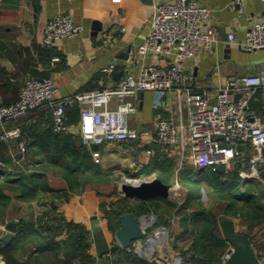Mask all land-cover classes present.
Returning a JSON list of instances; mask_svg holds the SVG:
<instances>
[{
  "label": "crops",
  "instance_id": "obj_1",
  "mask_svg": "<svg viewBox=\"0 0 264 264\" xmlns=\"http://www.w3.org/2000/svg\"><path fill=\"white\" fill-rule=\"evenodd\" d=\"M165 1L173 0H121V2L113 0H0V105H9L15 102L29 77L51 78L59 88L56 97L64 98L73 96L80 91L114 85L128 73L137 74L142 60L162 63L163 60L152 53L140 55L137 48L144 42L149 32L148 20L153 13L155 4ZM198 1L211 10L210 17L203 28L214 27L218 32L219 40L212 49L203 50L194 59L187 62L186 67L191 75V83L195 86L212 84L222 86L232 75L264 73V50L249 52L244 50L241 44L251 25L256 21L264 20V2L243 0L238 4L236 0ZM60 14L71 17L75 23L83 26V30L73 38H61L55 41L52 47H46L42 44L46 24L50 19ZM231 32L235 34L234 41L228 39ZM54 58H58V60ZM105 68L111 69V71H104ZM156 98V94L152 92H144L142 96L138 95L139 110L130 115L131 126L148 134L142 136L139 141L112 142L100 146L103 152L102 162L106 161L110 164L111 161L108 167L117 168L122 164L125 174L129 172L134 174L131 178L125 177V180L117 181V192H119V184L125 181L136 182L158 178L172 185L169 183L170 181H167L169 178L172 179L176 175L175 181H177L179 173L185 167L195 168L191 163L189 151L183 155L179 145H162L154 137L158 118L171 120L180 129L186 128L190 121L191 106L189 102L185 95L178 96L174 91L161 97L160 102H157ZM250 103L264 122V91L262 88L255 91ZM71 105L74 108L70 112V131L68 135L62 136L65 140L63 142L64 144L72 143L76 148L84 149L90 155L92 168L83 171L88 173L100 168L102 162L96 163L91 148L82 143L80 134L81 107L76 100H73ZM71 115L75 116L71 117ZM38 116L44 120L48 118L45 111H38L31 115L28 114L24 119L8 124L7 127L19 125L21 122L26 124L37 122ZM31 117H33V121H31ZM75 117L76 120H73ZM19 142L17 139L5 142L9 145L8 154L12 164L2 163V168L6 173L1 174V180L13 181L18 177V173L31 172L30 168H34L35 160H38L37 168L42 170L46 185L53 188V191L68 192L69 177L63 176L61 173L63 167L51 164L50 158L53 153L49 147L46 146L45 152L34 154L40 147L33 146L28 150L26 160H19L15 156ZM93 148L97 149L98 147L93 146ZM247 148L243 155H247ZM148 149L152 150V154H147ZM243 149L240 150L243 151ZM170 160L174 162L173 165L169 163ZM188 162L189 165H187ZM237 163L235 162L233 167ZM241 164L244 167L246 162H241ZM83 172L70 175L71 181L76 179L75 187L80 186L81 189H84L83 197L73 200L75 207H70L59 201L57 209L52 208L49 194H52L53 191L48 189L36 192L35 195L26 198L20 197V189L6 191L10 199L5 207V215L0 222V264H7L5 253L1 247L12 240L16 232L8 241L2 240V237L9 232L8 225L10 223H16L18 228V223L22 219L33 220L34 228L38 233L15 244L12 252L17 264H24L28 260L30 264H66L68 262L62 252L58 255L60 261L57 262L54 253L49 252L48 249L45 250L44 257L38 252L32 254L31 251L36 244L41 243L47 248L52 240L63 241L67 236L63 232L52 237L48 232L41 231L40 219L42 217L61 214L68 220L81 223L77 221L76 217L83 211L87 201L90 199H96V203L100 201L98 193L101 191L96 186L103 184L98 182L101 179L100 174L94 176L93 180L85 181L82 178L84 177ZM258 180L263 181V178ZM177 184L179 183L177 182ZM15 185L18 186V183ZM176 188V184L174 187L172 185L171 190ZM202 191L206 190L202 189L200 193ZM62 195L65 197V194H59V196ZM218 215L221 218L220 229L223 237L221 222L230 219L234 222L238 232L246 234L258 260L259 256L264 257V224H258L251 229L249 222L244 218L223 217L224 212ZM142 217L146 218V224H149V227L156 221L153 215ZM92 218L95 219V216L93 215ZM89 224L93 226L92 222ZM98 227L102 228L100 225ZM163 227L167 231L170 227L172 236L177 237L178 240H186L183 244L187 245L185 251H189L194 241V232L191 227L187 231L180 218L171 222H161L151 233L154 240L152 245L146 243V237L145 241L144 239L137 240L130 248H127L129 254H124L121 251L124 248L120 247L117 238L115 241L106 235V232L103 231L105 235L99 233L98 239L95 241L97 264H152L149 254H153L161 264H173L171 262L174 254H170L169 251L168 254L164 253L165 249L162 248L161 243L164 239L160 228ZM133 246H135L134 250ZM115 247L117 249L114 250ZM231 247L232 245L229 243L223 255L224 263L227 250ZM106 250L110 251L106 252ZM145 251L147 252L145 253ZM186 257L180 260L182 263L180 261L178 263L193 264ZM72 263L76 264V261H72Z\"/></svg>",
  "mask_w": 264,
  "mask_h": 264
},
{
  "label": "built area",
  "instance_id": "obj_2",
  "mask_svg": "<svg viewBox=\"0 0 264 264\" xmlns=\"http://www.w3.org/2000/svg\"><path fill=\"white\" fill-rule=\"evenodd\" d=\"M242 1L236 0V3ZM210 14L211 10L198 0L155 4L148 20L149 32L137 51L140 55L152 53L163 62L142 60L137 74L128 73L114 85L57 98L59 88L51 78H27L19 98L9 105H0V141L19 139L21 127H7L8 124L47 106L52 108L54 131L69 132L67 105L76 100L81 107V141L91 148L94 161L101 163L100 146L139 141L148 134L130 124V115L139 110V92L155 93L160 102L161 97L174 91L178 96L185 95L191 106L189 124L180 129L173 121L158 118L154 130L156 141L166 146L179 145L183 155L189 151L196 168H216L223 163L228 170L235 162H246L240 175L259 179L264 168V122L251 107L250 100L258 88L264 91V73L232 75L222 86H195L186 67L188 61L203 50L212 49L219 40L214 27L203 28ZM82 30L83 26L71 17L57 15L47 22L42 44L52 47L55 41L73 38ZM228 39L234 41L235 34L229 33ZM241 44L249 52L264 50V20L251 25ZM95 145L97 149L93 148ZM239 145H244L243 151L238 149ZM246 148L247 155H243ZM146 152L152 154L150 149ZM27 153V143L22 140L15 156L26 160Z\"/></svg>",
  "mask_w": 264,
  "mask_h": 264
},
{
  "label": "trees",
  "instance_id": "obj_3",
  "mask_svg": "<svg viewBox=\"0 0 264 264\" xmlns=\"http://www.w3.org/2000/svg\"><path fill=\"white\" fill-rule=\"evenodd\" d=\"M71 106V103L67 105V122L69 125L71 120L70 112L74 108ZM38 111H45L48 118L44 120L41 116L40 118L38 116L37 119L39 120L36 119L37 122L29 124L25 122L19 123L22 135L17 140H24L28 144V150L32 149L33 146L40 147L39 150L36 149L34 154L45 152L46 146L49 147V150L53 153L50 158L51 164L63 167L68 175H76L80 171L91 169V157L84 149H78L72 143L64 144L63 141L65 140L62 136L68 135L69 132L54 131L52 108L49 106L39 108L29 113V115ZM74 116L71 115V117ZM31 119L33 121V117ZM73 120H76V117ZM8 152L9 145L0 141V222L5 215V207L10 199L6 191L20 189V197L26 198L30 195H35L36 192L47 189L54 190L46 185L42 170L37 168V165H39L38 160L36 161L35 159V167L31 172L18 173V177L13 181L6 182L1 180V174L6 173L2 168V163L5 165L12 164ZM169 163L174 164L172 160ZM242 167L241 162H238L232 170L221 172L213 166L201 169L187 166L181 171V176L184 181L191 180L194 184L206 185L217 193H225L229 202L225 205L223 217L244 218L249 222V228L252 229L258 224H264V168L261 172L263 181H260L256 178L242 177L239 174ZM16 183H18V186L15 185ZM75 183L76 179L69 181L71 187H75ZM63 194L68 196V192L63 191ZM174 206V201L161 196L148 200H133L121 196L116 201L111 200L110 202L102 203V207L107 208L105 211L109 220L108 228L114 232L119 229L121 216L125 213L131 212L137 218H141L150 213L160 214L165 207L173 208ZM181 207L179 208L181 209ZM179 208L177 209L180 210ZM184 211L181 223L186 226L187 231L191 228L193 229L194 241L189 251L183 253V257L187 256L188 258L186 257V259L191 260L193 264H225L223 255L229 246V242L222 236L220 229L221 218L217 214L206 210ZM34 227V221L31 219H22L18 223L17 231L12 240L1 247V250L5 253L7 264L18 263L12 252L15 244L38 233ZM40 229L48 232L52 237L63 232L67 236L63 241L52 240V243L47 248L41 243L34 245L31 251L32 254L38 252L39 255L44 257L45 250L48 249L49 252L54 253V258L55 260L57 259V262L60 261L58 260V255L62 252L68 260L66 264H73L72 261H76V264H97L96 256L91 253V247L95 243L93 234L85 225L68 220L61 214H52V216L49 215L40 219ZM121 251L124 254H129L127 248L121 249ZM263 258V256H259V264H264ZM24 264H30V261L28 260Z\"/></svg>",
  "mask_w": 264,
  "mask_h": 264
},
{
  "label": "rangeland",
  "instance_id": "obj_4",
  "mask_svg": "<svg viewBox=\"0 0 264 264\" xmlns=\"http://www.w3.org/2000/svg\"><path fill=\"white\" fill-rule=\"evenodd\" d=\"M110 164H111V161H110ZM110 164L104 161L102 162V164H100L101 167L97 169L99 171L93 170V171H89L88 173L83 172L84 177L82 178L85 181H87L88 179L93 180L94 176H96L97 174H100L99 176L101 179H99L100 181L98 182L103 183V184L96 185L97 189L101 191L100 193H98V196L101 198L100 201L96 203L95 202L96 199L88 200L87 203L84 205L83 211L78 213L76 217L78 219L77 220L78 222H81L83 225H85V227L88 228V230H90L92 233L94 232L93 235L96 236V237L93 236L94 241L98 239L99 233L104 234L103 231L106 232V235H108L110 238H113L115 241H117L116 235H115L116 232L108 228L109 220H108V217L105 211L107 208L102 207V203L106 201L110 202L111 200H115V201L118 200L121 196L119 192H117V188H116L117 181L125 180V177L131 178L134 175L133 172L131 173L129 172L125 174L124 171L122 170L123 169V167L121 166L122 164L117 166V168L108 167ZM189 164L190 163L188 162L187 165ZM232 169L233 168H229L228 170H232ZM61 173H63V176L65 175L69 177L68 180L70 181L71 179L70 175L68 176L64 168ZM175 177L176 175H174L172 179L169 178L167 180V181H170L169 183H172L173 187L175 186V184L177 186L176 189L171 190V194L168 197V199L175 202V206L173 208L165 207L163 211L161 212L162 215L155 214V213L149 214V216L153 215L156 218V221H154V225L148 228L149 230L147 229L148 235H150L154 231V229H156V227H158L161 224V222L163 221L171 222L174 219L178 220L182 218L183 216L182 214L185 212L184 210L191 212L194 209H200V210L210 211L218 215L224 212L225 205L229 202L227 199L228 197L226 198L225 196L226 195L225 193H222V192L217 193L216 191L209 189L208 186L203 185V184H201L202 186H200L199 184H194V182L191 180L184 181L182 180L181 173H179V180L175 181L176 180ZM82 178H78V179H82ZM259 179H261V175ZM177 182L179 184H177ZM83 184L85 185V182ZM67 186H68L67 191L69 194V196H65L67 198L63 197V195L59 196V194L61 193L63 194V190H55L52 192V194L51 193L49 194L52 200V201L50 200L52 204V208L57 209L59 201L66 203L70 207L72 206L75 207L73 200L79 197H83L84 189H81L80 186L71 187L69 183H67ZM202 189L206 190V192L203 194L200 193ZM180 206H182L181 209L179 208ZM177 208H179L180 210H178ZM174 211L175 213H173ZM93 215L95 216V219L92 218ZM237 218L239 219L240 217H237ZM90 222L93 223V226L89 224ZM97 225L98 226L100 225V227L102 228H99ZM166 227H168V225ZM163 239L164 240H162L161 244H162V248L164 247L165 249L164 253L168 254V251H169L170 254H174V257L172 258L173 260L171 263L173 264L182 263L181 261L180 263H176L175 259L176 257L183 259V253L185 251V248L187 247V245L183 244V242L186 240H181V239L178 240L177 237H173L172 230L170 229V227H169L167 235ZM94 247H95V243L91 247V253H93V255L96 256L97 250H96V247L95 249ZM132 249L134 250L135 246H133ZM146 252L147 251H145V253Z\"/></svg>",
  "mask_w": 264,
  "mask_h": 264
},
{
  "label": "water",
  "instance_id": "obj_5",
  "mask_svg": "<svg viewBox=\"0 0 264 264\" xmlns=\"http://www.w3.org/2000/svg\"><path fill=\"white\" fill-rule=\"evenodd\" d=\"M97 27V26H96ZM144 92H139V96H142ZM95 148L98 146L95 145ZM244 145H239L238 149H243ZM218 171L224 172L226 170L225 164L221 163L216 166ZM172 185L161 181L158 178L151 180H139L136 182L125 181L119 184V193L121 196L135 199V200H148L150 198L161 196L168 198L171 194ZM146 218H137L133 213L128 212L121 216V225L116 231L115 235L119 242L120 247L130 248L134 241L142 240L146 237V243L152 245V234L148 235L146 228L149 224H146ZM222 230L225 239L232 245L227 250L225 256V264H259L256 252L249 243V240L244 233H240L235 229L234 222L230 219H225L221 222ZM9 232L6 233L2 240H10L14 233L17 231V224L12 222L8 225ZM163 238L167 235L168 231L165 227L160 228ZM118 247V246H117ZM117 247L113 248L114 250ZM110 250H106L109 252ZM152 264H161L153 254H149ZM181 259L176 260L178 263Z\"/></svg>",
  "mask_w": 264,
  "mask_h": 264
},
{
  "label": "bare ground",
  "instance_id": "obj_6",
  "mask_svg": "<svg viewBox=\"0 0 264 264\" xmlns=\"http://www.w3.org/2000/svg\"><path fill=\"white\" fill-rule=\"evenodd\" d=\"M133 181H136V180H133ZM203 190H205V189H203ZM161 234H162V233H161ZM159 236H160V235H159ZM162 237H163V236H162ZM162 237H161V238H162ZM178 260H179V259L177 258V261H178Z\"/></svg>",
  "mask_w": 264,
  "mask_h": 264
}]
</instances>
